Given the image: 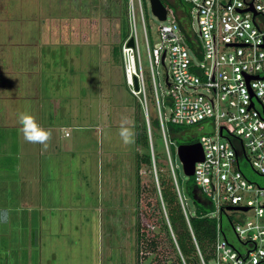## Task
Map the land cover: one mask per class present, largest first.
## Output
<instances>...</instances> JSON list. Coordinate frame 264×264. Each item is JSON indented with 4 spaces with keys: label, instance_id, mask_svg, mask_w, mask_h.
I'll return each mask as SVG.
<instances>
[{
    "label": "rangeland",
    "instance_id": "1",
    "mask_svg": "<svg viewBox=\"0 0 264 264\" xmlns=\"http://www.w3.org/2000/svg\"><path fill=\"white\" fill-rule=\"evenodd\" d=\"M142 3L149 46L159 47L163 21L152 13L149 0ZM166 3L180 17L179 0ZM183 5L188 13V5ZM129 6L130 0H0V212L7 211L10 222H0V264H149L154 256L158 264L174 260L176 253L163 233L154 250L136 255L137 222L157 231L155 215L150 220L145 214L156 204L150 183L156 182L161 166L154 161L136 172V152L145 150L135 145V127L140 119L147 125L146 105L148 128L159 134H153V142L159 164L165 166L161 172L172 176L171 159L191 213L195 207L183 187L192 176L184 174L176 147L180 140L212 133L213 127L172 133L173 145L168 147L160 127L151 126L157 112L149 84L145 82V94H135L127 83L132 64L123 45L133 31ZM135 27L136 72L140 58L146 80L149 62L139 17ZM165 66L169 68L168 62ZM165 66L160 63L154 69L162 99L170 93ZM138 102L144 106L143 119ZM24 111L51 129L49 146L58 149L43 152L42 145L24 140L17 121ZM165 113L168 118V103ZM122 118L134 133L132 143L125 144L120 136ZM241 166L250 181L264 187V178L246 162ZM25 192L29 202L41 195L45 207L58 206L49 211L40 204L47 232L40 229L34 212L33 218L25 217L15 209ZM250 217L251 212H229L233 224ZM221 225L226 239L238 246L225 214Z\"/></svg>",
    "mask_w": 264,
    "mask_h": 264
},
{
    "label": "built area",
    "instance_id": "2",
    "mask_svg": "<svg viewBox=\"0 0 264 264\" xmlns=\"http://www.w3.org/2000/svg\"><path fill=\"white\" fill-rule=\"evenodd\" d=\"M181 1L180 17L167 10L166 19L158 29L161 45L150 47L142 0H136V5L130 0L129 23L133 31L129 38H133L134 47H127L126 40L123 53L130 57L133 75L127 71V83L135 94H145V82L149 84L159 127L168 147L171 141L167 138L166 122L187 131L203 128L205 124L213 127L210 135L201 134L196 141L202 147L203 159L195 163L192 174L195 185L212 206L208 216L217 220L210 256L200 251L193 236L185 197L170 159L175 190L195 245L197 264H264V187L250 181L241 166L246 162L254 173L264 178V0ZM183 3L189 7L188 13ZM168 13L172 14L170 18ZM138 17L149 62L146 80L140 58L139 73L136 72ZM193 20L197 29L193 28ZM160 63L165 66L170 91L163 99L159 96L154 70ZM134 77L138 91L134 90ZM167 103L170 105L168 118ZM144 109L148 125L146 105ZM229 212H251V217L240 218L241 223L233 224ZM223 214L229 219L238 246L224 235ZM180 257L182 264H186Z\"/></svg>",
    "mask_w": 264,
    "mask_h": 264
},
{
    "label": "trees",
    "instance_id": "3",
    "mask_svg": "<svg viewBox=\"0 0 264 264\" xmlns=\"http://www.w3.org/2000/svg\"><path fill=\"white\" fill-rule=\"evenodd\" d=\"M161 2L169 12L170 9L167 6L166 0H161ZM179 3L181 7L182 1L179 0ZM137 105L140 115L143 106H141L139 102ZM150 123L154 129L159 127L158 119H150ZM184 129L185 128L181 126L168 124L166 133L168 135V140L171 141V144L169 143V145H173V142L170 140L169 136H171L172 133L183 131ZM153 134H157V137L159 135L156 130L153 131L151 129L150 131L145 121L140 119L137 122L135 127V145L136 147L143 148L145 152H136V172L138 173L142 165L152 167L153 161H155V165H159L161 167L157 171L158 175L156 182L153 181L150 183L152 184L150 191H152V194L156 197V204L154 207H152V210L149 214H145V216L150 218V220L151 216L153 217L155 215V223H157L158 226L155 227L157 228V231L155 232L152 228L151 231L149 228L147 229L145 226L140 225V222H137L136 255L137 257H141V255L149 251V249L154 250L157 245L156 239L158 238V235L163 233L168 241L170 250H173L176 253L174 260L170 261L169 264H182L180 256L183 257L186 264H197L196 249L192 240L189 226L193 232V236L200 251L205 256H210L216 236V224L214 220L208 216V213L212 210V206L208 199H206L204 195L200 193L198 187L193 181V178L190 177L183 187L184 192H186V194H188V196L192 199L195 207V211L193 213L189 211L188 206L186 207V213L189 221L188 226L183 210L179 204L173 178L171 175L161 172V169L165 166L159 164V155L155 150ZM196 141V139L189 138L186 140H180L179 144H190ZM150 143L152 150L150 148ZM178 184L180 186V183ZM136 188L137 197L140 198L141 194L139 180ZM150 233H152V236L149 235ZM144 258H146V254ZM159 261L160 259L158 256H154L153 260H151L149 264H151V262L152 264H158Z\"/></svg>",
    "mask_w": 264,
    "mask_h": 264
},
{
    "label": "clouds",
    "instance_id": "4",
    "mask_svg": "<svg viewBox=\"0 0 264 264\" xmlns=\"http://www.w3.org/2000/svg\"><path fill=\"white\" fill-rule=\"evenodd\" d=\"M18 124L20 125L19 131L22 133L23 138L28 143L40 144L46 150L49 146V141L52 138L51 129L43 127L34 114L24 111L17 116ZM127 118H122L120 126V136L125 144L133 142V131L127 127Z\"/></svg>",
    "mask_w": 264,
    "mask_h": 264
},
{
    "label": "water",
    "instance_id": "5",
    "mask_svg": "<svg viewBox=\"0 0 264 264\" xmlns=\"http://www.w3.org/2000/svg\"><path fill=\"white\" fill-rule=\"evenodd\" d=\"M149 4L152 13L158 18V20L164 21L166 19L167 9L164 6V4L161 2V0H149ZM126 46L134 47V41L132 37L128 39ZM133 80H134V90L138 91L139 86L136 77H134ZM150 148H151V143H150ZM176 154L182 165L183 172L187 176H192L195 163L203 159L202 147L197 142L190 144H179L176 147Z\"/></svg>",
    "mask_w": 264,
    "mask_h": 264
},
{
    "label": "crops",
    "instance_id": "6",
    "mask_svg": "<svg viewBox=\"0 0 264 264\" xmlns=\"http://www.w3.org/2000/svg\"><path fill=\"white\" fill-rule=\"evenodd\" d=\"M66 136V135H65ZM51 148V149H50ZM56 149H58L57 147H56V145H53V148H52V144H50V146H48L47 147V149L45 150L44 148H43V152H45V151H47V153L48 152H53L54 150H56ZM64 152H68V150H64ZM25 190H27V185H26V187H25ZM43 191V190H42ZM53 197H57V196H53ZM58 198V197H57ZM31 199V198H30ZM42 203V197H41V195L39 196V197H37L36 198V201L33 203L32 202V200L29 202L28 201V197H27V192H25V197H24V199L23 200H21L20 201V203H18V204H16L15 205V209L16 210H19L20 212H25L26 213V216L25 217H32L33 218V215L31 214V212H34V216H35V220H36V222H40V224H39V227H40V229L42 230V231H46L47 232V228H45V221H44V218H43V216H41V211H42V208H41V204ZM43 204V203H42ZM68 204H70V203H68ZM67 204V205H68ZM33 205H34V207H33ZM44 205V204H43ZM64 205V204H63ZM44 207H45V205H44ZM58 206H55V207H52V206H50V207H45V208H47V210H49L50 211V209L49 208H57ZM64 208H68V207H64ZM53 210V209H52ZM57 210H59L60 211V209H57ZM2 211V210H1ZM0 222L2 223V222H4V223H6V224H8V223H10L9 222V219H8V214H7V211H3V212H0ZM57 217V216H56ZM7 220H8V222H7ZM38 233H40V232H38ZM37 234V233H36ZM37 236V235H36ZM31 241H33V240H31ZM36 242H38V239L36 240Z\"/></svg>",
    "mask_w": 264,
    "mask_h": 264
},
{
    "label": "bare ground",
    "instance_id": "7",
    "mask_svg": "<svg viewBox=\"0 0 264 264\" xmlns=\"http://www.w3.org/2000/svg\"><path fill=\"white\" fill-rule=\"evenodd\" d=\"M128 72H129L131 75H133V67H132V65L129 66V68H128Z\"/></svg>",
    "mask_w": 264,
    "mask_h": 264
}]
</instances>
